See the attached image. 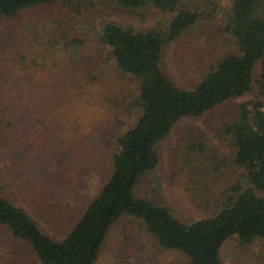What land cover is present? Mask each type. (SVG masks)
<instances>
[{"label":"trees","instance_id":"16d2710c","mask_svg":"<svg viewBox=\"0 0 264 264\" xmlns=\"http://www.w3.org/2000/svg\"><path fill=\"white\" fill-rule=\"evenodd\" d=\"M100 5L136 16L152 6L173 15L160 27L146 31L113 22L103 27L100 42L109 49L122 75L135 81L137 122L116 139L107 181L61 240L50 237L5 194L3 185L11 183L19 165L12 156L7 157L12 150L9 144L0 153V225L27 242L40 264H96L110 228L123 216L142 222L161 250L181 255L185 264H222L221 248L234 236L242 247L264 240V0H230L220 30L227 43L220 46V56L190 90L178 86L163 69L165 48L200 19L197 8L183 0H0L3 21L26 19L29 13L41 10L36 19L21 20L19 31L9 30L7 39L0 36L4 64V73L0 72V139L19 132L20 113L39 117L43 123H58V97L69 91L58 85V74L52 81L41 74L46 67H58V59L55 66L48 64L63 45L79 48L86 44L74 32L72 22ZM74 67V81L66 78L76 87L97 81L92 69L85 71L84 62ZM255 87L260 99L242 104L237 116L220 128V137L231 149L229 155L219 158L205 134H186L173 152L175 173L194 184L187 192L192 203L206 212L204 218L184 222L168 207L138 197L139 181L159 163L157 144L177 122L205 115ZM225 170L234 171L235 179L209 190L208 183L222 181ZM23 173L21 170L16 176L25 181ZM40 182L38 177L34 184L25 181L18 188L38 194ZM201 185L207 193L199 189Z\"/></svg>","mask_w":264,"mask_h":264},{"label":"rangeland","instance_id":"374dc122","mask_svg":"<svg viewBox=\"0 0 264 264\" xmlns=\"http://www.w3.org/2000/svg\"><path fill=\"white\" fill-rule=\"evenodd\" d=\"M183 1L192 5L193 9L197 8L201 14L200 19L165 48L163 69L178 86L190 90L205 69L220 56V46L226 41L222 39L220 30L225 25V12L230 6V0ZM139 13L143 15L136 16L113 6L100 5L93 11H85L78 18L75 16L73 30L85 39L86 44L79 48L63 45L55 60H49L51 63L48 64L54 65L58 59V67H46L41 74H46V78L51 81L58 74V85L69 91L61 94L64 97H58V123H43L39 117L32 119L27 113H20L19 132L0 139V153L11 144L12 150L7 153V157L12 156V160L19 161L18 168L14 169L15 173L10 178L11 183L3 185L5 194L23 207L55 240H61L67 235L69 228L105 184L111 173V155L116 151V139L137 122L139 112L134 103L137 95L135 81L122 75L111 59L109 49L100 42V37L108 22L123 28L146 31L160 27L173 17L152 6ZM40 14L41 10H35L28 14V18L23 16V19L28 22ZM23 19L0 20V36L5 40L9 30L15 28V31H19ZM81 61L85 63L87 73L92 69L93 75L97 76L96 82L83 88L72 83L73 74H76L74 66ZM3 65L0 61V72L4 73ZM258 75L259 65L254 71L256 78ZM66 77L73 81H68ZM76 78L82 80L79 76ZM85 78L88 76L85 75ZM58 93H62L60 89ZM256 99H260V96L255 87L253 91L205 115L187 117L177 122L170 134L157 144L159 163L139 181L136 188L138 197L168 207L184 222L204 218L206 212L192 203L187 192V187L193 188L194 184L186 182V179L175 173L173 152L186 134H205L208 144L215 147L219 158L229 155L231 149L228 142L220 137V128L226 120L237 116L242 104ZM21 170L29 185L34 184L35 178H40L42 184H38V194L37 191L33 194L29 191L23 193V189L18 188L25 182L16 176ZM235 177L234 171L225 170L222 181L219 178L214 183L211 180L212 184L209 180L203 182H209L210 190L220 187V182L231 183ZM199 189L206 190L202 185ZM258 257V263L264 264V240L242 247L238 237L234 236L221 248L222 264H257ZM185 263L181 255L161 250L142 222L131 216H123L112 225L96 262ZM0 264L40 263L27 242L13 237L7 227L0 225Z\"/></svg>","mask_w":264,"mask_h":264}]
</instances>
